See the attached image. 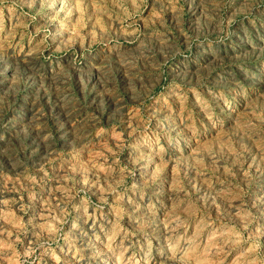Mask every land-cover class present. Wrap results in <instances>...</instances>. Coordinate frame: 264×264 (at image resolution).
Masks as SVG:
<instances>
[{
  "label": "rangeland",
  "instance_id": "374dc122",
  "mask_svg": "<svg viewBox=\"0 0 264 264\" xmlns=\"http://www.w3.org/2000/svg\"><path fill=\"white\" fill-rule=\"evenodd\" d=\"M0 264H264V0H0Z\"/></svg>",
  "mask_w": 264,
  "mask_h": 264
}]
</instances>
